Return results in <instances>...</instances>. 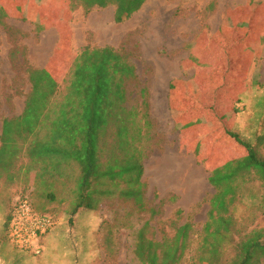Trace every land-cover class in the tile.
<instances>
[{"label":"rangeland","instance_id":"rangeland-1","mask_svg":"<svg viewBox=\"0 0 264 264\" xmlns=\"http://www.w3.org/2000/svg\"><path fill=\"white\" fill-rule=\"evenodd\" d=\"M25 8L32 12L41 9L36 5ZM240 16L245 18L240 21ZM249 16H255L252 27L259 31L245 43L244 27ZM71 25L65 40L68 45L62 49L61 37L49 26L41 29L35 22L0 21V137L3 119L20 116L24 111L31 90L29 69L45 66L52 70L60 84L61 99L73 61L86 47L110 46L130 52L137 79L128 85L129 105L141 102L143 86L149 98L150 125L145 129L149 137L142 142L146 208L113 197L102 200L95 210L82 208L72 217L70 188L61 189L59 183L61 190L56 200L39 198L36 174L25 171L28 159L23 156L12 177L0 176V189L7 187L11 191L4 222L17 199L25 196L36 214L52 217L51 232L56 236L51 252L63 256L62 264H67V255H72L70 264H140L134 249L141 227L148 222V235L161 239L164 235L173 237L176 227L188 221L194 231L182 263L197 264L202 254L198 247L203 244L199 234L208 219L209 200L216 192L209 177L217 165L232 156V145L224 137L225 126H217L219 141L206 137V142H200L201 136H208L209 129L215 131V125L200 128L198 124L216 114L233 128L235 107L243 112L250 105L257 111L250 141L257 143V150L264 156V134H257L259 127L264 129V43L260 41L264 36V0H147L123 23L115 21V6L89 11L80 7ZM226 39L232 41L228 46L224 44ZM241 77L249 81L246 86H252L251 97L235 101L233 87ZM186 84L201 91L202 105L198 110L184 101L188 97L184 93L188 92ZM215 85L223 88L214 90ZM215 151L224 153L208 163L205 156ZM165 161L171 165L170 172L176 180L173 183L156 174L159 164ZM263 195L260 181L243 185L231 206L235 225L215 264L236 257L238 242L251 230L264 228ZM179 209L181 215L177 214ZM8 236L10 239L9 231Z\"/></svg>","mask_w":264,"mask_h":264},{"label":"trees","instance_id":"trees-1","mask_svg":"<svg viewBox=\"0 0 264 264\" xmlns=\"http://www.w3.org/2000/svg\"><path fill=\"white\" fill-rule=\"evenodd\" d=\"M146 1L70 0L69 7L72 10L82 7L89 11L96 7L115 6V21L123 23ZM69 7L65 9L69 10ZM56 8H49L53 13L48 15L50 19L44 15L45 21L33 22L41 29L43 25H59L62 30L59 48L64 49L68 45L65 40L70 29L67 23L55 20ZM37 11L31 10L30 17L40 18ZM244 18L240 16L238 20ZM254 20L255 16L246 17L245 43H249L259 31L252 27ZM0 21H4L2 14ZM260 41L264 43V36ZM230 42L224 40L225 45ZM131 57L130 52L110 46L86 47L73 61L66 92L61 99L58 98L60 84L52 70L29 69L31 90L22 115L4 118L2 122L0 176L7 174V177H12L15 174L13 169L26 156L28 164L25 171L35 172L39 198L56 200L61 189L70 188L72 217L82 208L95 210L102 200L113 197L131 201L145 209L147 185L143 181L145 152L142 142L149 137V132L145 131L150 125L149 98L148 89L143 86L139 94L141 102L129 105L128 85L137 79L136 65ZM185 86L188 92H183L188 97L184 101H189L190 107L198 110L202 105L201 91L189 88L188 84ZM221 86L215 85L214 90L222 89ZM233 88L234 100L237 101L243 85L239 83ZM234 110L238 112L237 107ZM214 125L215 131L209 129L208 136H201L200 142H206V137L219 141L217 126L222 125L226 128L224 137L228 144L232 148L243 149L246 154L234 159L230 157L211 171L209 181L216 192L209 200L208 219L199 234L203 237V244L198 247L202 254L196 259L197 264H215L221 255L235 225L231 206L238 200L243 185L258 180L264 189V156L257 150V143L252 144L242 138L216 114L198 124L200 128ZM223 153L220 151L219 155L215 151L205 158L208 163H213ZM59 183L62 185L60 190ZM261 206L264 208V195ZM14 209L15 205L7 217L6 226H9ZM182 213L180 209L177 211L178 215ZM153 214L156 211L153 210ZM150 229L147 222L137 231L134 253L140 264H184L182 259L191 243L193 225L187 221L176 227L173 237L164 235L161 239L150 237ZM237 248L236 257L217 264H264V228L251 230L238 242ZM67 256L72 258V255Z\"/></svg>","mask_w":264,"mask_h":264},{"label":"crops","instance_id":"crops-1","mask_svg":"<svg viewBox=\"0 0 264 264\" xmlns=\"http://www.w3.org/2000/svg\"><path fill=\"white\" fill-rule=\"evenodd\" d=\"M69 1L70 0H0V14H2L4 16V20L8 22L45 21V18L43 16L44 15L48 16L50 14H53L52 11L49 10V8L51 6H55L58 7L56 8V11H54L56 15L55 20L67 23L68 28L72 30L71 21L73 20L75 11H77V9L72 10L69 7L70 6ZM35 5L38 6V8H41L37 11L41 15V17L37 19H32L30 17L31 8L26 9L25 6L31 7ZM18 7H23V8H18ZM66 7H69V10H66L65 9ZM49 29H55L59 37L61 36L60 32L62 30H60L59 25L50 26ZM71 49L73 50V47ZM44 68L46 67L44 66L39 69H44ZM247 82L249 83V81H245V79L241 77L240 84L243 85V88L245 89H243L244 92H241L238 95V101L242 97L243 98L251 97L250 90H252V86L249 85L246 86ZM242 94L243 96H241ZM247 109H248L247 111L237 112L235 116V121L233 122V130L235 132H238L242 136V138L254 144V142L250 141L249 134L254 130L253 129V127H255L254 117L257 116L256 115L257 111L253 110L250 105L248 106ZM244 113H245V117L243 115ZM258 130L259 131L257 132V134L263 136L264 129L262 130V127H259ZM245 154L246 152L243 149H240L239 147L232 148L231 159L242 157ZM10 193H11L10 188L5 187L4 189H0V264H58L57 262H60V264H62L64 262L63 256L51 252V250L53 249L52 241L56 236V234L53 232L48 233L44 237L43 244L45 246V250L44 253L39 256H33L28 253H25L19 248H17L11 242L8 236V226H6V223L4 222V216L7 215L9 211L8 199L10 198ZM66 258H67L66 259L67 264L73 262V259L70 256H67Z\"/></svg>","mask_w":264,"mask_h":264},{"label":"built area","instance_id":"built-area-1","mask_svg":"<svg viewBox=\"0 0 264 264\" xmlns=\"http://www.w3.org/2000/svg\"><path fill=\"white\" fill-rule=\"evenodd\" d=\"M53 227V219L34 212L31 202L21 196L17 199L8 231L11 242L19 249L41 255L45 246L41 238Z\"/></svg>","mask_w":264,"mask_h":264},{"label":"bare ground","instance_id":"bare-ground-1","mask_svg":"<svg viewBox=\"0 0 264 264\" xmlns=\"http://www.w3.org/2000/svg\"><path fill=\"white\" fill-rule=\"evenodd\" d=\"M47 46V45H46ZM45 46V47H46ZM166 162V161H165ZM174 162V161H173ZM161 163V162H160ZM170 169H171V165L168 163V162H166V163H161V164H159V166L157 167V169H156V174H158V176H160V177H163L166 181H168V182H171V183H173V182H175L176 180H175V178H174V176L171 174V172H170ZM174 174V173H173ZM161 179V178H160ZM159 179V180H160ZM162 181V180H161Z\"/></svg>","mask_w":264,"mask_h":264}]
</instances>
